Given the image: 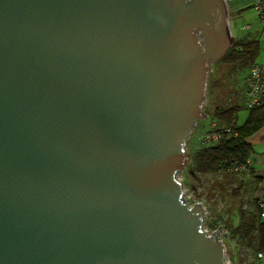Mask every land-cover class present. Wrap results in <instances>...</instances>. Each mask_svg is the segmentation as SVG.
<instances>
[{"label": "water", "instance_id": "obj_1", "mask_svg": "<svg viewBox=\"0 0 264 264\" xmlns=\"http://www.w3.org/2000/svg\"><path fill=\"white\" fill-rule=\"evenodd\" d=\"M227 0H0V264H228L184 199Z\"/></svg>", "mask_w": 264, "mask_h": 264}, {"label": "rangeland", "instance_id": "obj_2", "mask_svg": "<svg viewBox=\"0 0 264 264\" xmlns=\"http://www.w3.org/2000/svg\"><path fill=\"white\" fill-rule=\"evenodd\" d=\"M236 1L227 0L229 22L235 34L232 47L238 41L250 40L260 27L257 13L251 7V0L241 3L244 8L242 14L237 9L239 6ZM246 25H250L251 29L241 30ZM249 67L239 62L229 63L227 59H221L211 66L204 103L205 117L195 127L186 146L188 165L193 153L202 147L200 140L211 130L212 124L221 127L217 112L237 105L241 107L238 126H242L248 119L250 110L245 107L244 98ZM189 167L179 174V179L184 184L185 202L190 207L196 204L203 207V230L208 235H212L218 227L223 228L221 240L225 246L227 263L264 264L257 257L261 252L259 224L263 219V209L260 206L261 200L255 196L250 172L220 171L202 175L191 174Z\"/></svg>", "mask_w": 264, "mask_h": 264}, {"label": "trees", "instance_id": "obj_3", "mask_svg": "<svg viewBox=\"0 0 264 264\" xmlns=\"http://www.w3.org/2000/svg\"><path fill=\"white\" fill-rule=\"evenodd\" d=\"M258 42L249 39L238 41L222 59L229 63H241L245 67L255 64L258 55ZM241 107L235 105L226 107L216 116L221 124L218 129L229 128L232 136L225 135L217 144H209L197 149L192 155L190 166L191 174H213L220 171H229L233 164L246 163L251 154V145L247 138L264 124V106L250 110V115L242 126H238V113ZM250 171V170H249ZM260 251H264V224H259Z\"/></svg>", "mask_w": 264, "mask_h": 264}, {"label": "built area", "instance_id": "obj_4", "mask_svg": "<svg viewBox=\"0 0 264 264\" xmlns=\"http://www.w3.org/2000/svg\"><path fill=\"white\" fill-rule=\"evenodd\" d=\"M251 7L257 13L258 22L264 24V0H251ZM229 29L232 38H235V34L231 29V23L229 22ZM250 25H246L241 30L249 31ZM245 107L248 110H253L258 107L264 106V66L260 64H252L249 67V75L246 80V93H245ZM232 136V131L229 128L218 129L215 124H212L211 130L208 131L200 140L202 146L209 144L220 143L224 136ZM188 164V159H187ZM188 166V165H187ZM251 168V163L248 160L246 163L233 164L229 167V171L242 173L247 172ZM185 199V198H184ZM260 206L264 209V201H261ZM258 260L264 261V251L259 252Z\"/></svg>", "mask_w": 264, "mask_h": 264}, {"label": "crops", "instance_id": "obj_5", "mask_svg": "<svg viewBox=\"0 0 264 264\" xmlns=\"http://www.w3.org/2000/svg\"><path fill=\"white\" fill-rule=\"evenodd\" d=\"M244 0H237L239 8L238 11L243 12L244 8L241 3ZM237 11V12H238ZM260 24L257 32L253 34L250 40L258 42V55L255 63L264 66V24ZM247 142L251 145L252 154L249 158L251 163L250 178L255 187V196L264 201V124L247 138ZM262 223L264 224V209L262 210Z\"/></svg>", "mask_w": 264, "mask_h": 264}]
</instances>
